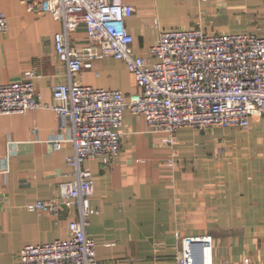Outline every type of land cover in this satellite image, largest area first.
I'll list each match as a JSON object with an SVG mask.
<instances>
[{
	"label": "crops",
	"instance_id": "1",
	"mask_svg": "<svg viewBox=\"0 0 264 264\" xmlns=\"http://www.w3.org/2000/svg\"><path fill=\"white\" fill-rule=\"evenodd\" d=\"M133 7L126 27L132 48L147 57L162 30L199 29L206 35L264 36V0H115ZM7 31L0 38V84L33 79L40 100L52 104V88L67 81L53 35L62 31L49 14L28 12L19 0H0ZM86 46L83 23L70 34ZM78 83L117 90L126 100L140 88L122 61L95 60L75 76ZM50 108L0 115V159L7 167L0 186V264H17L29 244L68 235L74 211L57 215L27 205L59 198V184L72 179V144ZM119 156L109 165L89 160L94 177L93 213L86 228L97 264H176L182 237L209 236L212 264H264V119L249 128L183 127L175 144L161 142L144 117L123 112ZM173 158L170 164V159Z\"/></svg>",
	"mask_w": 264,
	"mask_h": 264
},
{
	"label": "built area",
	"instance_id": "2",
	"mask_svg": "<svg viewBox=\"0 0 264 264\" xmlns=\"http://www.w3.org/2000/svg\"><path fill=\"white\" fill-rule=\"evenodd\" d=\"M28 12L49 14L62 24L53 35L55 54L65 66L67 81L52 88V104L42 103L33 79L0 84V115L24 114L40 108L54 110L67 138L53 140L72 144L66 162L72 179L59 184V198L27 205L31 211L57 215L73 210L68 235L50 243L24 246L17 264H97L94 240L86 228L93 213L94 177L85 167L89 160L102 166L122 150L123 112L144 117L161 142L175 144L183 127H236L247 129L251 119H264V36L250 33L206 35L199 29L162 30L147 57L137 56L126 20L130 5L115 0H19ZM83 23L87 44L74 48L70 34ZM7 19L0 9V38ZM113 57L122 61L140 88L125 99L117 90L78 83L75 76L90 69L95 60ZM173 158L170 159V164ZM7 167L0 159L1 177ZM213 241L209 236L182 237L176 264H212Z\"/></svg>",
	"mask_w": 264,
	"mask_h": 264
}]
</instances>
